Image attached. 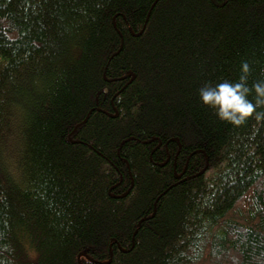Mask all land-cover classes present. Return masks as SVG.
<instances>
[{"label": "trees", "instance_id": "obj_1", "mask_svg": "<svg viewBox=\"0 0 264 264\" xmlns=\"http://www.w3.org/2000/svg\"><path fill=\"white\" fill-rule=\"evenodd\" d=\"M243 61L264 0H0V264H264V120L199 97Z\"/></svg>", "mask_w": 264, "mask_h": 264}, {"label": "clouds", "instance_id": "obj_2", "mask_svg": "<svg viewBox=\"0 0 264 264\" xmlns=\"http://www.w3.org/2000/svg\"><path fill=\"white\" fill-rule=\"evenodd\" d=\"M253 69L247 61L240 66V76L237 81L224 80L214 86L205 84L199 90V97L203 105L215 110L221 121L240 126L250 118L264 120V79L254 81L249 86V77ZM264 74V73H262ZM254 99H249L253 95ZM5 246L4 251H8Z\"/></svg>", "mask_w": 264, "mask_h": 264}, {"label": "water", "instance_id": "obj_3", "mask_svg": "<svg viewBox=\"0 0 264 264\" xmlns=\"http://www.w3.org/2000/svg\"><path fill=\"white\" fill-rule=\"evenodd\" d=\"M144 29V27L142 28V30ZM133 75V74H132ZM133 77H134V75H133Z\"/></svg>", "mask_w": 264, "mask_h": 264}]
</instances>
